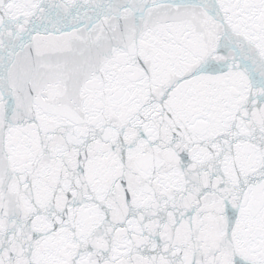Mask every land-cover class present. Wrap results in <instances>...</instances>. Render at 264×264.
<instances>
[{
    "label": "snow or ice",
    "instance_id": "1",
    "mask_svg": "<svg viewBox=\"0 0 264 264\" xmlns=\"http://www.w3.org/2000/svg\"><path fill=\"white\" fill-rule=\"evenodd\" d=\"M0 264H264V0H0Z\"/></svg>",
    "mask_w": 264,
    "mask_h": 264
}]
</instances>
